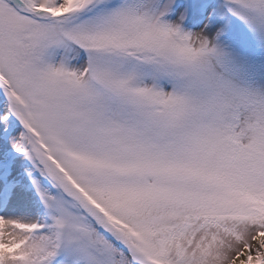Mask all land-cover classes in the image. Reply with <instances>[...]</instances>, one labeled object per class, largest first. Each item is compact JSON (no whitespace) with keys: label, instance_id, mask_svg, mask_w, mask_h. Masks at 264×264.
<instances>
[{"label":"snow or ice","instance_id":"1","mask_svg":"<svg viewBox=\"0 0 264 264\" xmlns=\"http://www.w3.org/2000/svg\"><path fill=\"white\" fill-rule=\"evenodd\" d=\"M0 264H264V0H0Z\"/></svg>","mask_w":264,"mask_h":264}]
</instances>
